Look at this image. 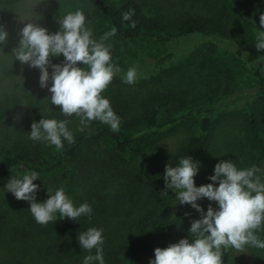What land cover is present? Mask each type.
Wrapping results in <instances>:
<instances>
[{"label":"rangeland","instance_id":"obj_1","mask_svg":"<svg viewBox=\"0 0 264 264\" xmlns=\"http://www.w3.org/2000/svg\"><path fill=\"white\" fill-rule=\"evenodd\" d=\"M141 3L147 15L172 25L199 18L224 27L234 40L193 35L172 42L146 38L128 41L113 36L106 42L111 44L113 63L122 71L102 95L121 118L120 130L132 132L137 136L136 142L121 155L115 153L110 139L102 140L98 147L82 146L75 157L65 160L66 176L57 170L38 173L40 179L33 181L39 185L37 201L46 198V188L58 187L64 188L73 203L92 200L88 227L103 229L105 264H126L116 255L123 242L141 237L143 227L156 217H173L168 204L171 190L165 188L163 169L169 156L190 135L198 133L202 117L213 120L212 138L208 150L192 158L199 162L194 177L197 186L211 182L207 177L220 160L232 159L241 168L255 164L264 169V159L247 146L243 122L245 112L255 105L264 124V51L258 52L254 46L257 31L261 30L259 16L264 13V0H238L251 23L243 22L211 0ZM77 8L85 13L95 38L111 28L83 0H0V25L12 36L32 19L54 32L58 29L57 19ZM13 47H0V111L22 121L39 120L41 115L68 119L74 135L107 126L93 121L85 131L77 132L78 118L62 116L58 106L48 102L47 88L39 87L38 69L13 59ZM167 54L171 57L160 62ZM247 62L256 68L248 67ZM130 66H136L139 74L133 85L121 81L123 71ZM148 112H154L157 120L170 112L176 130L169 132L170 126L137 128L136 122ZM13 136V131L0 125V146ZM38 143L46 153L55 150L54 146ZM12 173L18 172L11 169L0 179V188ZM198 203L205 209L209 203L215 207V202L206 198ZM26 207L28 202L0 189V264H81L87 252L79 247L78 235L73 236L62 227L49 229L32 222L24 213ZM196 218L199 214L187 205L170 243L187 236L190 221ZM259 237L264 239V225ZM226 252L233 256L228 264H264V249L245 246L243 252ZM149 259L141 264H148Z\"/></svg>","mask_w":264,"mask_h":264},{"label":"clouds","instance_id":"obj_2","mask_svg":"<svg viewBox=\"0 0 264 264\" xmlns=\"http://www.w3.org/2000/svg\"><path fill=\"white\" fill-rule=\"evenodd\" d=\"M133 15L134 12L128 10L121 16L129 22L130 28L136 26ZM27 21L19 29L17 44L10 55L21 65L38 69L39 87L47 88L48 102L58 106L62 116L78 118L77 132L85 131L93 121L118 132L121 118L113 110L110 100L102 95L113 77L122 71L113 63L111 44L106 43L115 36V27L95 38L85 13L79 8L59 17L58 29L54 32L32 19ZM259 24L264 29V13L259 16ZM7 38L8 32L0 25V47ZM254 46L258 52L264 51V30L257 31ZM61 54L63 60L60 63L50 59ZM138 78V68L130 66L123 71L121 81L133 85ZM69 123L68 119L41 115L39 120L31 122L27 139L62 151L65 144L75 142ZM198 171L199 162L187 155L180 157L175 165H165V188L175 193L176 203L187 204L199 218L191 219L187 236L165 247H155L148 264H222V255L228 249L237 253L243 252L245 246L264 249V239L259 237L264 225V169L255 164L241 168L232 159L220 160L207 177L211 182L197 186L194 177ZM38 179L35 170L12 173L0 189L28 202L30 214L40 225L57 218L67 217L74 221L81 216L91 218L92 206L87 202L74 205L63 187L46 188V198L37 201L39 185L33 181ZM205 198L215 202V207L209 203L206 209L203 208L198 201ZM77 242L87 252L81 264H105L102 228L88 227L79 233Z\"/></svg>","mask_w":264,"mask_h":264},{"label":"trees","instance_id":"obj_3","mask_svg":"<svg viewBox=\"0 0 264 264\" xmlns=\"http://www.w3.org/2000/svg\"><path fill=\"white\" fill-rule=\"evenodd\" d=\"M91 10L103 16L110 27H115V36L122 39L133 41L137 39H152L159 42H172L185 39L193 35H205L220 38L223 40H234L232 35L222 26L213 22L201 20L199 18L187 19L178 25H172L157 16L147 15L142 7L141 0H118L108 2L107 0H83ZM222 4L226 10L239 17L245 23H251L244 15L238 5V0H211ZM132 10L134 15L132 19L136 22L134 28L129 27V22L122 20V12ZM261 28V26H260ZM261 30H264L261 28ZM18 34V33H17ZM8 36L4 43L7 46L15 45L18 41V35ZM171 57L167 54L160 59V62ZM53 63L63 60L62 54L59 57H50ZM79 63V62H78ZM250 68H256L253 64L247 62ZM33 120L22 121L17 117L0 111V125L9 128L15 133L0 146V179L5 177L11 169H15L22 174L26 170H35L38 173H52L60 170L63 176H66L64 162L67 159L77 155L82 146L98 147L102 140L110 139L113 142L114 150L117 155L125 154L128 147L135 143L137 136L132 132L120 130L112 132L108 126H101L89 131L88 133H77L74 135L75 142L65 144L62 151L56 150L46 153L43 146L27 139V131H30V124ZM175 119L168 112L166 116L157 120L154 112L146 113L143 118L136 122V127H157L170 126L169 132L176 130ZM246 143L248 148L259 158L264 159V124L255 105L248 108L243 116ZM213 120L209 116H204L199 123V131L190 135L178 149L173 152L167 161V164L175 165L176 161L182 156L195 157L197 154L208 150L212 138ZM165 169V167H164ZM163 169V172H164ZM175 193L171 191L168 204L172 206L173 217L158 216L150 225L143 227L142 236L139 238L128 239L123 242L120 249L116 252L117 258L126 264H141L148 258L154 256L153 249L157 246L165 247L170 243L172 231L177 227L180 218L183 216L186 206L176 203ZM87 202L91 206L92 200H83L74 202V205ZM25 215L35 222L30 214L28 207L24 209ZM57 215H59L57 213ZM2 215L0 213V219ZM90 219L85 216L77 218L76 221L67 217L57 218L53 222L44 225L51 229L52 227H62L73 236L88 228ZM38 224V223H37ZM233 260V256L226 251L222 255V263L228 264Z\"/></svg>","mask_w":264,"mask_h":264}]
</instances>
